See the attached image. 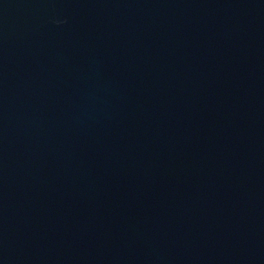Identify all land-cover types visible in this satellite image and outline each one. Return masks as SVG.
I'll return each instance as SVG.
<instances>
[{
    "label": "water",
    "instance_id": "obj_1",
    "mask_svg": "<svg viewBox=\"0 0 264 264\" xmlns=\"http://www.w3.org/2000/svg\"><path fill=\"white\" fill-rule=\"evenodd\" d=\"M0 264H264V0H0Z\"/></svg>",
    "mask_w": 264,
    "mask_h": 264
}]
</instances>
